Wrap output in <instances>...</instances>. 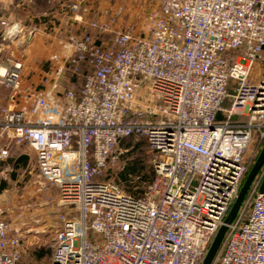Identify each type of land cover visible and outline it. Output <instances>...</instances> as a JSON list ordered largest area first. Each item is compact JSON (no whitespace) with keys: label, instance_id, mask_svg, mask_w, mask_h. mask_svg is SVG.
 Returning <instances> with one entry per match:
<instances>
[{"label":"built area","instance_id":"1","mask_svg":"<svg viewBox=\"0 0 264 264\" xmlns=\"http://www.w3.org/2000/svg\"><path fill=\"white\" fill-rule=\"evenodd\" d=\"M90 26L97 36L68 35L48 91L29 95L33 109L0 106V140L35 149L68 209L51 264H203L223 225L211 264H264V165L226 223L258 157L247 156L254 137L264 143V73L254 72L264 57V0H157L138 31L103 19ZM67 69L80 85L65 88ZM24 72L22 61L0 66V87L19 89ZM131 137L155 155L143 195L101 178ZM21 257L0 206V264Z\"/></svg>","mask_w":264,"mask_h":264},{"label":"rangeland","instance_id":"2","mask_svg":"<svg viewBox=\"0 0 264 264\" xmlns=\"http://www.w3.org/2000/svg\"><path fill=\"white\" fill-rule=\"evenodd\" d=\"M86 1L85 7L88 12L85 17H87L89 25L96 20L103 19L113 21L115 29L133 31H138L141 28L145 15L157 3V0ZM75 13L77 12H74V16ZM48 17L50 18L48 14L41 16L42 20ZM58 17L61 16L58 15ZM28 20H26L27 23ZM32 20L30 22H33ZM85 28L78 29L75 27L73 32L79 34L87 29L97 36V33ZM24 31L12 38L1 39L0 66L6 68L16 61H22L25 64L24 77L35 89V87L39 88L43 84L46 72L53 70L56 65L59 67L60 62L56 60V57L63 55L64 42H59L58 39L62 37L65 39L67 33L63 29L48 30L53 37L56 36L57 41L53 42L45 34L47 32L45 30L27 29ZM64 72L66 73V76L64 75L65 88H69L73 82L79 85L82 83L81 76L72 75L69 69ZM254 72L255 77L263 75L264 57L255 63ZM0 89L9 88L1 86ZM257 139L258 137L255 136L254 146ZM130 141L131 147L137 146L136 154L143 156L148 168L153 167L155 155L143 138L137 137L130 139ZM254 146L251 145L249 148L248 157L252 156ZM131 147L120 145L115 153V158L113 157L101 178L110 180L119 185L122 190L134 194L132 191L138 188L140 176H133L130 182L125 181L122 176L131 162ZM257 152L259 157L261 151L258 150ZM21 154L28 157L26 166L21 163L19 167H14L11 160H19ZM258 157L253 163H256ZM262 177L258 187L260 190H262L261 187L264 183V171H262ZM146 187L145 185L144 188ZM250 196L251 191L246 197L247 200ZM0 206L6 210V217L13 232L22 239V262L24 264H51L55 250V236L61 224L60 215L68 213V209L60 204L59 188L50 185L41 176L37 165L36 151L27 144L10 145L9 153L5 157H0Z\"/></svg>","mask_w":264,"mask_h":264},{"label":"crops","instance_id":"3","mask_svg":"<svg viewBox=\"0 0 264 264\" xmlns=\"http://www.w3.org/2000/svg\"><path fill=\"white\" fill-rule=\"evenodd\" d=\"M74 1H78L81 3V9L77 11V13H75V16L74 12L70 9V5ZM86 2V0H0V41L2 38L7 39L14 37L6 35L5 31L10 30L15 26H17L19 30V32L16 33L15 36L19 35L20 32H25L24 30L27 29H38L39 31L45 30L47 31L45 34L49 36L53 40V42L57 41L56 36L53 37L48 32V30L58 31V29H63L67 33L65 39L64 37L58 39L59 42H65L68 35L74 33L73 30L75 27L78 29H84L86 26V28L94 31L87 22V17H85L88 12V9L85 7ZM44 14H48L50 18L48 17L42 20L41 16H43ZM58 15L61 17L59 18ZM27 19H29L28 23L26 21ZM32 19H34L35 21H33ZM30 20H32L33 22H30ZM4 21L7 23V25L3 24ZM87 32L90 31L86 29L83 33L79 34H84ZM62 51V54L65 55V51L63 49ZM63 55H61L60 57H62ZM3 58H1L2 61H4ZM57 68L58 67L56 65L54 66L53 70L45 73L44 82L39 88L35 87L34 89V86L29 81H27L25 77H23L19 89H0V106L12 103L18 108L25 107L28 110L33 109L34 98L30 97L29 95L40 92H47L48 89H42V87L45 85L46 79L57 72ZM33 84L37 85L36 83ZM10 145L16 144L8 143L5 140H0V151L7 146L10 147ZM19 157L20 159L26 158L28 161L27 155L21 154L19 155Z\"/></svg>","mask_w":264,"mask_h":264},{"label":"trees","instance_id":"4","mask_svg":"<svg viewBox=\"0 0 264 264\" xmlns=\"http://www.w3.org/2000/svg\"><path fill=\"white\" fill-rule=\"evenodd\" d=\"M133 138H137V137H131V138L123 139L121 141V145H125V146L131 147L132 143H131L130 139H133ZM139 138H143V137H139ZM143 140L146 142V144L149 147V144L146 141V139L143 138ZM263 144L264 143H262V141H260L258 139L257 142H256V146L254 148V151L255 152H257L258 150L261 151ZM136 147L135 146L131 147V149H132V151L130 153V156H132L131 162L126 167V170H125L124 174L122 173V176H123L124 180L128 181V182H130V180H131V178L133 176H140V182L138 183V188L135 191H132V193H134V195H143L146 192V189H147L148 185L153 180L154 170H153V167H149L148 168V165L146 164L145 159L143 158V156H140V155L136 154V150H137ZM149 149H150V147H149ZM254 161H255V159H252V158L249 160L247 175L249 174V172L251 171V169L255 165V163H253ZM12 162H13L14 167H19L21 163L23 165H26L27 164V159L26 158L25 159L21 158V159H19L17 161H13L12 160ZM247 175H246V177H247ZM145 185L147 186L146 188H144ZM261 189H262V191H264V183H263Z\"/></svg>","mask_w":264,"mask_h":264},{"label":"water","instance_id":"5","mask_svg":"<svg viewBox=\"0 0 264 264\" xmlns=\"http://www.w3.org/2000/svg\"><path fill=\"white\" fill-rule=\"evenodd\" d=\"M264 165V148L262 149L255 165L253 166V168L251 169V171L249 172V174L247 175L243 186L239 192V195L235 201V203L233 204L227 218H226V223H231L237 216L240 208L242 207L251 187L252 184L255 180V178L257 177L258 173L260 172L262 166ZM227 231V225H223L221 227V229L219 230L214 242L212 243L204 261L203 264H211L212 261L214 260L220 246L221 243L223 241V238L225 236V233Z\"/></svg>","mask_w":264,"mask_h":264},{"label":"bare ground","instance_id":"6","mask_svg":"<svg viewBox=\"0 0 264 264\" xmlns=\"http://www.w3.org/2000/svg\"><path fill=\"white\" fill-rule=\"evenodd\" d=\"M20 33H21V32H20ZM20 33H19V34H20Z\"/></svg>","mask_w":264,"mask_h":264}]
</instances>
